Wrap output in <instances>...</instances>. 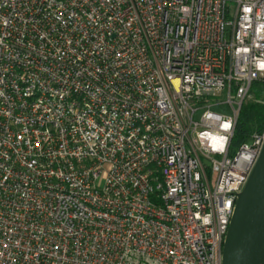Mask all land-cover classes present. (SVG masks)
Here are the masks:
<instances>
[{"label": "built area", "instance_id": "built-area-1", "mask_svg": "<svg viewBox=\"0 0 264 264\" xmlns=\"http://www.w3.org/2000/svg\"><path fill=\"white\" fill-rule=\"evenodd\" d=\"M258 83L264 0H0V264H222Z\"/></svg>", "mask_w": 264, "mask_h": 264}, {"label": "water", "instance_id": "water-1", "mask_svg": "<svg viewBox=\"0 0 264 264\" xmlns=\"http://www.w3.org/2000/svg\"><path fill=\"white\" fill-rule=\"evenodd\" d=\"M222 264H264V145L225 239Z\"/></svg>", "mask_w": 264, "mask_h": 264}, {"label": "trees", "instance_id": "trees-1", "mask_svg": "<svg viewBox=\"0 0 264 264\" xmlns=\"http://www.w3.org/2000/svg\"><path fill=\"white\" fill-rule=\"evenodd\" d=\"M253 89L256 90L255 100L242 107L233 139L234 146H239L252 134L264 132V85L258 83Z\"/></svg>", "mask_w": 264, "mask_h": 264}, {"label": "rangeland", "instance_id": "rangeland-1", "mask_svg": "<svg viewBox=\"0 0 264 264\" xmlns=\"http://www.w3.org/2000/svg\"><path fill=\"white\" fill-rule=\"evenodd\" d=\"M255 94H256V90L252 88V90H251V95L252 96L247 99V101L245 102V104H248L250 102H253V100H255ZM217 111L224 112V113H228V110L226 108H217ZM237 148H238V146H233L232 147L231 156H233L236 153Z\"/></svg>", "mask_w": 264, "mask_h": 264}]
</instances>
